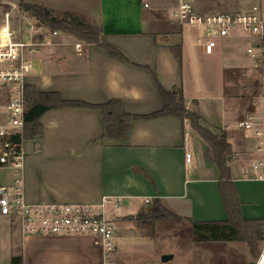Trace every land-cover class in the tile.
I'll return each mask as SVG.
<instances>
[{
	"label": "crops",
	"instance_id": "crops-1",
	"mask_svg": "<svg viewBox=\"0 0 264 264\" xmlns=\"http://www.w3.org/2000/svg\"><path fill=\"white\" fill-rule=\"evenodd\" d=\"M146 1L150 7L144 6ZM0 2L1 10L10 4L14 7L15 27L26 24L21 3L40 5L57 17H84L87 25L101 28L106 44L123 54L44 24L35 38L36 51L27 54L34 63L28 85L88 104L119 99L122 111L132 115L161 110V87L181 91L186 107L200 115L205 127L225 132L232 146V183L242 216L264 218V164L257 173L253 170L256 156L264 162V148L257 149L255 129L237 126L247 114L264 122V64L260 69L252 67L253 57L247 51L255 37L238 29L217 39L213 53H206L198 42L201 29L172 22L170 10L176 3L171 0ZM253 4L260 5L264 20L261 0L227 7L206 2L210 8L206 11L240 10ZM261 54L264 61V48ZM260 74L259 93L244 92L240 78L255 83ZM40 122L41 137L27 139L22 165L12 168L7 180L22 177L30 203L100 205L109 199L105 206L114 211L118 234L123 217L140 213L156 199L194 221L227 219L212 147L189 119L176 115L134 118L122 137L104 136L102 110L86 105L51 108ZM187 151L193 155L191 163L186 162ZM6 218L12 226L17 223ZM35 236L24 235L19 227L18 234L12 233V243L21 239L25 244ZM96 246L97 251H58L57 264H104L102 248ZM24 252L12 251V255H23L27 264ZM115 257L117 264H139L131 251H117Z\"/></svg>",
	"mask_w": 264,
	"mask_h": 264
},
{
	"label": "built area",
	"instance_id": "built-area-1",
	"mask_svg": "<svg viewBox=\"0 0 264 264\" xmlns=\"http://www.w3.org/2000/svg\"><path fill=\"white\" fill-rule=\"evenodd\" d=\"M170 18L181 26L204 28L199 44L206 53H213L219 37H229L234 29L248 32L259 42L264 35V20L259 4L240 10L200 12L191 0H171ZM145 7H150L146 1ZM12 4L6 10L0 9V89L7 96L0 112V169H12L22 165L26 155L27 139L24 135V115L27 109L25 99L26 79L33 68V60L27 54L36 51L35 38L44 28V23L27 8H22L21 18L26 22L18 27L12 24ZM37 22V23H36ZM57 33V31H53ZM79 46V45H78ZM248 53L254 58L255 67L264 64L261 53H255L252 46ZM240 128L255 129L257 149L264 148V122L253 114L239 120ZM186 162L191 163L193 155L186 152ZM263 161L253 165L257 173ZM92 203H30L24 192L22 177L11 183H0V216L14 219L24 235L84 234L93 238L103 251L104 264H117L118 245L115 239L114 211ZM149 202V199H146ZM254 264H264V244Z\"/></svg>",
	"mask_w": 264,
	"mask_h": 264
},
{
	"label": "trees",
	"instance_id": "trees-1",
	"mask_svg": "<svg viewBox=\"0 0 264 264\" xmlns=\"http://www.w3.org/2000/svg\"><path fill=\"white\" fill-rule=\"evenodd\" d=\"M22 8L30 9L38 19L54 28L69 32L76 37L86 41L96 43L106 48L110 53L123 56V54L106 44L102 40V30L100 27L88 28L84 17H57L47 8L36 4L21 3ZM264 46V35L261 38ZM178 55L180 53L178 52ZM164 100L161 110L147 115H132L122 111L121 101L112 99L102 104H88L77 100L61 99L57 92H41L35 87L26 84L25 99L27 109L24 115V135L26 138H39L43 133V126L40 117L49 109L66 105H86L102 110L104 136H125L134 118L154 117L165 115H176L187 118L194 130H196L212 147L213 156L218 165L221 177L220 187L222 197L228 214L225 220L194 221L189 217L178 215L167 209L163 203L156 199L149 206L148 211L124 218L135 219L137 222H154L157 219H185L190 222L192 233L196 240L211 241H232L245 240L250 248V253L256 259L260 255L259 242L264 240V218L247 219L244 218L240 210V200L238 193L232 183L230 162L233 159V149L227 141L225 132L216 133L205 127L201 122L200 115L186 107L181 91H169L160 88ZM9 264H24L23 255L13 256Z\"/></svg>",
	"mask_w": 264,
	"mask_h": 264
},
{
	"label": "rangeland",
	"instance_id": "rangeland-1",
	"mask_svg": "<svg viewBox=\"0 0 264 264\" xmlns=\"http://www.w3.org/2000/svg\"><path fill=\"white\" fill-rule=\"evenodd\" d=\"M193 1L196 3L194 4L195 7L197 6L196 9L198 8L197 10L200 12H209L206 11L210 10L206 2L212 7L234 6L241 2H258V0ZM261 4L264 11V0H261ZM173 23L178 27V23ZM87 27L92 29L97 26L88 25ZM185 27L187 29L191 28V26ZM237 30L235 28L234 33ZM201 31L205 32V29L201 28ZM245 33L251 36L250 33ZM248 44L249 47H253L255 53H261L262 49L259 42L253 39ZM251 59L252 67H254L255 60L254 58ZM255 68L260 69L259 67ZM240 79L244 83L242 87H245L244 92L254 90L257 94L259 93L261 74L255 83L252 80H246L243 76ZM6 101L7 96L0 89V112L4 110L3 105ZM255 158L258 163L260 159L258 156ZM12 173V169H0V183H7ZM148 209L149 207L140 213L146 212ZM138 214L134 215V218ZM123 218L121 219L120 234L115 229L118 251H131L133 259L139 264H254L257 260L251 255L249 245L245 240L211 241L194 239L191 224L185 219L163 218L154 222L139 223L135 219ZM12 228L13 232L18 234L19 225L16 223L12 226L5 216H0V264L11 262L12 251H19L20 254L25 251L27 264H57L58 251H71L73 253V251H97L98 249L93 243V238L84 234H51L35 236L36 238L27 240L25 244L21 242V239H18L17 243H12ZM263 244L264 240H261L259 242L260 253ZM164 254H173V258L163 261L162 256Z\"/></svg>",
	"mask_w": 264,
	"mask_h": 264
},
{
	"label": "water",
	"instance_id": "water-1",
	"mask_svg": "<svg viewBox=\"0 0 264 264\" xmlns=\"http://www.w3.org/2000/svg\"><path fill=\"white\" fill-rule=\"evenodd\" d=\"M173 258V254H164L163 256H162V260L163 261H168V260H170V259H172Z\"/></svg>",
	"mask_w": 264,
	"mask_h": 264
}]
</instances>
